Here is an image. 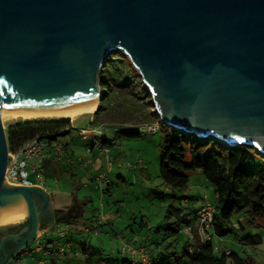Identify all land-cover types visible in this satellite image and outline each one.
Returning a JSON list of instances; mask_svg holds the SVG:
<instances>
[{
  "label": "water",
  "instance_id": "obj_1",
  "mask_svg": "<svg viewBox=\"0 0 264 264\" xmlns=\"http://www.w3.org/2000/svg\"><path fill=\"white\" fill-rule=\"evenodd\" d=\"M116 51L164 125L264 154V0H0L2 120L91 111ZM10 163L0 120V207L26 209L0 240L14 258L55 218L41 187L5 182Z\"/></svg>",
  "mask_w": 264,
  "mask_h": 264
},
{
  "label": "trees",
  "instance_id": "obj_2",
  "mask_svg": "<svg viewBox=\"0 0 264 264\" xmlns=\"http://www.w3.org/2000/svg\"><path fill=\"white\" fill-rule=\"evenodd\" d=\"M98 84L102 100L92 113L93 119L96 116H101L100 113L106 110L108 105L110 106V100L122 90L136 99L141 98V94L147 95V90L141 83L138 73H135L125 55L118 52L111 53L106 58L103 69L98 75ZM146 104L148 103L144 105ZM151 115L155 121H159L158 115L153 111H151ZM159 123L163 130V144L160 148L158 176L163 185L171 191H177L183 190L187 186L192 173L198 171L202 174L210 184L215 196L212 201L214 206L212 239L208 242H201L197 236L198 208L194 209L189 205L186 207L169 205L165 211L163 224L155 228V232L159 233L161 228L163 230L162 240L172 238V241L167 247H162L161 243L156 240L151 241L148 246L142 243L143 246L156 260V264H254L251 258H241L230 251L228 253L220 251V255H216L213 239L229 237L240 246L250 247L259 246L262 243V237L253 231L260 228L257 221L264 218V173H254L245 169L252 157V152H258L254 148L241 144L230 147L212 138L200 139L195 135H185L167 125L163 127L162 122ZM72 129L74 128L66 120L19 121L9 126L6 131L8 153L18 150L34 138L45 140L48 144L59 142V137L70 133ZM114 129V139L119 136L133 139L140 135V131L137 129L127 127ZM101 140L104 144L108 141L104 136L101 137ZM211 142L219 146L224 154L209 149ZM63 148L65 150V145ZM207 150L205 158L201 159L200 152ZM260 155L264 157L263 154ZM65 168L70 172L67 181L74 186L76 174L70 167ZM44 176H46L45 172ZM110 184L105 187L104 192L109 190ZM152 195L160 200L165 197H174L172 193L154 192ZM85 205L84 201L78 214H69L65 217V214L72 211L70 205L53 210L55 222H61L66 218V223L69 226V231L63 240L64 245L70 243L68 253H78L82 257L81 260L76 262L70 260L63 263L51 261L48 264H90L94 257L99 256V251L79 242V240L75 241L72 235L73 232L78 231L79 236H83L84 234L79 232L80 226L90 225V222L93 221V219L84 217ZM144 225L141 220L139 226L143 227ZM187 227L191 230L192 238L187 237L188 241L181 247L180 257L175 258L177 256L172 250L176 249L179 233L184 234L183 231ZM74 244H77L78 248H75ZM171 257L174 260L169 263ZM72 258H76V256ZM108 261L117 264L120 260L115 258ZM124 262L125 260L121 259V263Z\"/></svg>",
  "mask_w": 264,
  "mask_h": 264
},
{
  "label": "rangeland",
  "instance_id": "obj_3",
  "mask_svg": "<svg viewBox=\"0 0 264 264\" xmlns=\"http://www.w3.org/2000/svg\"><path fill=\"white\" fill-rule=\"evenodd\" d=\"M116 52L122 53L121 51ZM132 68L134 69L133 66ZM134 71L137 73L135 69ZM145 89L147 90L146 87ZM142 101L144 104H148H141ZM110 103V106L108 105L107 108H105L106 110L100 113L101 116H96L94 119L93 114L83 115L74 120L68 118H39L32 120H12L6 118L2 120L0 115L5 137L8 127L19 121L66 120L70 125L73 124L72 127L74 129H72L70 133L59 137L58 140L62 145L63 143H67L70 148L76 151L75 156L80 160V166L78 165L79 167L75 168L73 172L78 178L79 186H76V183L72 186L70 182L65 179H59L56 184L51 179H48L50 189L52 190V203L53 207L57 209L69 206L72 203V211L68 212L67 215H75L81 211L82 203L80 200H82L86 202L84 211L85 218L92 220L98 215L102 217L103 224L99 226V231L96 233H83L85 238L80 240L92 249L99 250L103 258L117 257L112 251L117 250L122 242H127L132 245H136L135 242H142L148 246L151 241L156 240L161 243L162 247H167L172 241V238H166L163 241V230L160 228L159 233L155 232V228L161 226L164 222L166 208L169 205L186 207L191 205V203L192 206L197 207L202 199L207 198L212 202L215 198L210 184L198 171L190 175L188 184L183 190L171 191L162 184L158 176L160 148L163 144L162 128L154 134L140 131L139 137L133 139H127L123 136H119L115 139L116 145L110 148L109 155L113 158L119 154L120 160L116 162L112 161L114 170L110 176L111 184L109 190L102 194L95 186L94 177L96 174H93V169L90 170L92 166L90 165L87 170L81 166L83 161L93 162L95 157V167L98 165L101 167L103 164L101 156L98 150L95 149L93 154L89 155L88 159H86L83 152L85 148L92 145L93 137L89 132L87 134L88 139L82 140L77 135L78 127L95 128L101 124L104 127V133H107L109 131L107 129L110 127H127L139 131L142 125L155 122V118L151 115V111L156 114L148 90L147 95L141 94V98L139 99L134 98L126 91L122 90L110 100ZM91 122H93L94 125L91 124ZM162 126L164 127L165 125L162 124ZM209 149L224 154V152L220 150V147L213 142H211ZM207 152L208 150L200 152L199 157L204 159ZM259 153L260 152H252V157L248 161V165L245 168L246 170L254 173H264V157L260 155L262 153ZM84 157L85 160H83ZM51 168L54 171V169H60L61 167H58V165H51ZM141 168L143 169L140 170ZM119 175L122 176L121 180L117 178ZM154 192L164 194L172 193L174 197H165L163 200H160L152 195ZM73 198L79 201L73 200ZM191 200L194 201L191 202ZM25 218L26 211L24 217L14 223L0 226V229L8 227L18 228L20 225L25 224ZM141 220L145 224L143 227L139 226ZM257 222L260 228L254 230L253 233L262 237V243L259 246H240L229 237L221 241L213 239L215 254L220 255V250L225 249L239 255L241 258H251L254 264H264V218ZM88 225L89 224L83 226ZM52 235H54V233H52ZM37 237L38 236H36V239ZM41 238L42 237H40V239ZM187 241V236L183 233H179L175 245L176 249L172 250L175 252V256H177L175 258L180 257L181 247L184 246ZM142 243H139V245L143 246ZM173 260V257H171L169 263H172ZM35 262V259L25 257L23 264H35ZM98 262L93 264H98Z\"/></svg>",
  "mask_w": 264,
  "mask_h": 264
},
{
  "label": "built area",
  "instance_id": "obj_4",
  "mask_svg": "<svg viewBox=\"0 0 264 264\" xmlns=\"http://www.w3.org/2000/svg\"><path fill=\"white\" fill-rule=\"evenodd\" d=\"M159 121L146 123L142 125L139 131H145L150 134L158 132L161 128ZM90 132L92 138V147L98 150L102 159V168L94 177L95 186L103 193L105 187L110 183V175L113 169V159L110 157V148L115 146V141L109 139L104 144L101 137L104 136V127L98 125L95 128H78L77 135L82 140H87V134ZM113 145V146H112ZM11 157L10 166L5 170L4 180L9 185L14 186H38L45 187L44 162L50 157L56 161H60L66 152L63 145L59 142L48 144L45 140L32 139L24 144L18 150L8 153ZM91 165V161H83L81 166L86 168ZM80 166V165H79ZM214 206L207 198L202 199L198 211L197 236L201 242H208L212 239V220ZM95 226L90 225L80 227L83 234L96 233L99 226L103 224L102 217L98 215L93 218ZM69 228L58 222L54 224V237L50 241H44L37 238L34 243L26 250L17 255L19 262L24 261L25 257L35 259V264H48L51 261L63 263L68 257V247L70 243L63 244ZM184 235L192 238L189 227L184 229ZM221 252L228 253V250L221 249ZM117 259V264H156V260L148 249L144 246H136L127 242H122L119 248L112 251ZM121 259L125 260L121 263ZM98 264H114L112 261L101 260Z\"/></svg>",
  "mask_w": 264,
  "mask_h": 264
},
{
  "label": "crops",
  "instance_id": "obj_5",
  "mask_svg": "<svg viewBox=\"0 0 264 264\" xmlns=\"http://www.w3.org/2000/svg\"><path fill=\"white\" fill-rule=\"evenodd\" d=\"M72 125L73 124H71V126ZM81 127H83V126H79L78 128H81ZM107 130H109V131L107 133H104V138L106 140L113 139L115 141V139H114V137H115L114 136L115 129L110 127ZM63 145H65L66 155L60 161H56V160H54V159H52L50 157L49 159H47L44 162V170H45L44 172H45L46 176H45V187H42V189L47 193V195L49 197V206H50V211L52 213H54L53 210H55L57 208H54L53 207V203H52L53 202L52 201V192H51L52 190L50 189L48 179H51L55 184L58 183V180L59 179H65L67 181L69 179V177H70V172L65 167H70L72 169V171H74L75 168H78L79 167L78 165H79V161H80L75 156L76 151H74L72 148H70L67 143H63ZM115 145H116V142H115ZM94 150H95V148H93L92 145H90V147H87V148L84 149V152L83 153H84L86 159H88V156L89 155L93 154V151ZM85 157L83 158V160H85ZM112 159H113L114 162L119 161L120 160V155L118 154V156H115ZM93 160H94L93 161L94 163L91 162L92 168H90V170L93 169V171H92L93 174L94 173L97 174V172L102 168V165H101V167L99 165L95 167V164H96L95 157H94ZM51 165H58V167H61V168L60 169H56V170L54 169V171H53L52 168H51ZM89 167L90 166H88V167H86L84 169L87 170ZM99 167H100V169H99ZM142 169L143 168H141L140 170H142ZM113 170H114V166H113L112 171ZM117 178L121 180L122 179V176L119 175V176H117ZM74 179H75L74 181L76 183V186H79V181H78L77 176H75ZM110 183H111V180H110ZM105 192H107V191H105ZM74 199L75 198H73V200ZM73 200H72V202H73ZM75 200H77V199H75ZM77 201H79V200H77ZM80 201H81V203L84 202L82 200H80ZM192 201H194V200H191V202ZM190 203H188V204H190ZM199 204L196 207V206H192V203H191V205H189V207H192L194 209H197L199 207ZM71 205H72V203H71ZM21 206H23V205L18 204V207H21ZM66 215L67 214H65L64 216H66ZM60 223L66 225L69 228L68 224L66 223V218L64 220H62ZM54 224H51L49 218H46V217L45 218H42V222L40 223L39 229H38L37 234H36V236H38L37 238L42 237L41 239H43L44 241H50L51 238L54 237V235H52V233H54L53 232L54 231ZM90 226L92 228L95 226V224L93 223V221L90 222ZM72 235H73L74 240L77 241V242H78V240H79V242H82L80 239L85 238L84 235H83L84 237L83 236H79V233H77V232H73ZM218 240L221 241L223 239H218ZM135 243H136V246H140L139 243L141 244L142 242H135ZM74 245L76 246L75 248H78L77 247V244H74ZM10 251L11 250L8 248V246H4V247H2V249H0V264H23L22 262L15 263L14 258H11V256H10V254H11ZM97 251H99V250H97ZM74 256H76L77 259L76 258H72ZM81 258L82 257L79 256L78 253H70L68 255V257L66 258V261H70L71 260V262L72 261L73 262H76L78 260H81ZM115 258H117V257H113V258H103L101 256L100 251H99V256L94 257L92 259V261H90V262H92V264H93V262L96 263V262L101 261V260H109V259H115ZM95 260H97V261H95Z\"/></svg>",
  "mask_w": 264,
  "mask_h": 264
},
{
  "label": "bare ground",
  "instance_id": "obj_6",
  "mask_svg": "<svg viewBox=\"0 0 264 264\" xmlns=\"http://www.w3.org/2000/svg\"><path fill=\"white\" fill-rule=\"evenodd\" d=\"M98 106V100L96 99V104L91 111L82 112L74 115H15L8 117L9 119H24V120H32V119H39V118H68L74 120L79 118L83 115L92 114ZM1 115V113H0ZM18 204L23 206L18 207ZM17 205H13L10 207H0V226L7 225L10 223H14L24 217V213L26 211L25 205L23 202L18 203Z\"/></svg>",
  "mask_w": 264,
  "mask_h": 264
},
{
  "label": "flooded vegetation",
  "instance_id": "obj_7",
  "mask_svg": "<svg viewBox=\"0 0 264 264\" xmlns=\"http://www.w3.org/2000/svg\"><path fill=\"white\" fill-rule=\"evenodd\" d=\"M18 230V228L16 227H11V228H5V229H0V240L4 237V235L6 234H13ZM14 261L15 263H19V260L17 258V256L14 257Z\"/></svg>",
  "mask_w": 264,
  "mask_h": 264
}]
</instances>
